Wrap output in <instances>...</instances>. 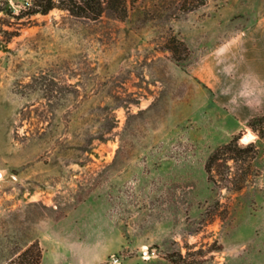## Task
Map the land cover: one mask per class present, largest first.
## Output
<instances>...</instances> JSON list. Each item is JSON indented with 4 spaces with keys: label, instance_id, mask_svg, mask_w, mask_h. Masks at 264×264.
Instances as JSON below:
<instances>
[{
    "label": "rangeland",
    "instance_id": "1",
    "mask_svg": "<svg viewBox=\"0 0 264 264\" xmlns=\"http://www.w3.org/2000/svg\"><path fill=\"white\" fill-rule=\"evenodd\" d=\"M184 1L92 19L0 0V264L34 240L42 264H264L247 125L264 114V0ZM241 130L257 173L216 186L204 163Z\"/></svg>",
    "mask_w": 264,
    "mask_h": 264
},
{
    "label": "trees",
    "instance_id": "2",
    "mask_svg": "<svg viewBox=\"0 0 264 264\" xmlns=\"http://www.w3.org/2000/svg\"><path fill=\"white\" fill-rule=\"evenodd\" d=\"M186 3V0L184 1ZM203 1H193L189 8H194L202 4ZM55 6L67 9L71 14L87 18H98L105 9L111 10L119 18L127 14V0H34L31 5L21 9L19 17L33 13H47ZM0 11L10 13L8 7H0ZM23 14V15H20ZM6 39L17 34L15 30L1 29ZM176 41L185 48L183 41L173 37L171 41ZM170 44V42H169ZM174 50V47H171ZM247 125L257 133L258 137L264 139V114L254 115L248 119ZM239 131L229 141L218 145L208 155L204 169L207 178L216 186L227 189L238 190L242 188L251 176L257 171L253 168L252 162L258 153V147L254 140L241 142L239 139L243 135ZM43 249L38 240L29 243L24 249L9 259L6 264H42ZM173 262H176L173 259Z\"/></svg>",
    "mask_w": 264,
    "mask_h": 264
},
{
    "label": "crops",
    "instance_id": "3",
    "mask_svg": "<svg viewBox=\"0 0 264 264\" xmlns=\"http://www.w3.org/2000/svg\"><path fill=\"white\" fill-rule=\"evenodd\" d=\"M261 78L264 80V71H261ZM260 90H263L264 91V83L260 85ZM239 93H237V102L235 104V111H236V114L238 115H247V116H250V115H253L255 112H254V109L255 107H250L248 103L246 104H241L240 102V98L241 99H248L249 97V93H254L255 92V87H251V88H248V87H243V89L241 91H238ZM253 95V94H252ZM264 98V96H263ZM259 110H263L264 109H259Z\"/></svg>",
    "mask_w": 264,
    "mask_h": 264
},
{
    "label": "bare ground",
    "instance_id": "4",
    "mask_svg": "<svg viewBox=\"0 0 264 264\" xmlns=\"http://www.w3.org/2000/svg\"><path fill=\"white\" fill-rule=\"evenodd\" d=\"M253 136V133L251 132V131H247V132H245V134L243 135V139L245 140V141H248V139L250 138V137H252Z\"/></svg>",
    "mask_w": 264,
    "mask_h": 264
},
{
    "label": "water",
    "instance_id": "5",
    "mask_svg": "<svg viewBox=\"0 0 264 264\" xmlns=\"http://www.w3.org/2000/svg\"><path fill=\"white\" fill-rule=\"evenodd\" d=\"M241 141H242V142H246L243 138H241Z\"/></svg>",
    "mask_w": 264,
    "mask_h": 264
}]
</instances>
